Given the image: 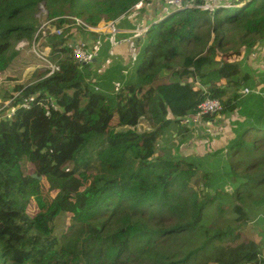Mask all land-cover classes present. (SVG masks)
Masks as SVG:
<instances>
[{
	"label": "trees",
	"instance_id": "16d2710c",
	"mask_svg": "<svg viewBox=\"0 0 264 264\" xmlns=\"http://www.w3.org/2000/svg\"><path fill=\"white\" fill-rule=\"evenodd\" d=\"M138 1L145 0H0V71L20 53L18 41L33 39L40 5L44 19L60 27L65 15L90 25L115 20ZM195 2L201 6L163 10L147 27L117 90L108 80L118 79L121 66L107 65L102 76L79 66L67 32L43 40L58 71L32 70L22 82L0 87V264H264L262 242L243 228L249 191L261 189L264 198L260 98L234 92L221 100L219 112L245 116L222 159L245 178L232 190L222 169L206 171L203 161L173 153L193 136L181 117L193 115L204 97H221L222 86L245 83L247 74L239 75L229 59L264 38V0L223 2L227 7ZM235 39L240 46L233 49ZM162 69L176 80L156 87ZM187 77L209 82L207 94L181 85ZM23 100L29 108L19 105ZM25 163L46 180V191ZM68 213V226L56 233L55 219Z\"/></svg>",
	"mask_w": 264,
	"mask_h": 264
},
{
	"label": "crops",
	"instance_id": "0c3cea01",
	"mask_svg": "<svg viewBox=\"0 0 264 264\" xmlns=\"http://www.w3.org/2000/svg\"><path fill=\"white\" fill-rule=\"evenodd\" d=\"M211 4L213 3H223L227 0H207ZM164 0H145L143 6L134 10L130 9L125 15L121 16L117 21V28L120 31L116 34L117 37H125L128 36L132 30L136 28H145L153 24V22L162 15L163 13ZM145 34V33H144ZM139 35L137 38L131 43H125L123 45H115L111 43L108 39H101V48L99 51V56L92 62L95 63L99 57L106 59V66L110 64H115V66L120 67L118 73V79L113 78L110 84L114 85V89L117 88L121 82L126 80L127 75L132 71V61L133 58L136 57V53L139 47L145 43L146 38L145 35ZM78 37H83L87 39H91L94 37L92 33H83L82 31L77 32ZM97 37V36H96ZM235 42H238V39H235ZM105 56V57H103ZM235 63L239 75L247 74V79L245 83L243 80L240 85H226L222 86L224 93L220 100L229 97L232 93L238 92L236 86H241V96L246 94H254L260 98L261 107L260 109H264V38L257 41V43L248 50V52H244V55L232 57L229 59ZM91 67V65H90ZM106 69V68H105ZM105 69H103L105 71ZM102 72L100 76L104 75L106 72ZM171 71V70H170ZM169 74V71H165L160 74ZM159 74V75H160ZM171 78V73H170ZM169 78V79H170ZM164 80V78H163ZM189 77L181 81V85L185 83L188 84L192 89L199 88L203 93L207 94V88L209 87V82H204V85L199 79L190 80ZM193 81V82H192ZM205 81V78L204 80ZM169 82V81H168ZM220 83L221 81H216ZM192 83V84H191ZM109 87L106 89L110 90ZM246 84V85H244ZM230 88H235L234 91L230 90ZM244 88H248L251 92H244ZM251 101H248V104L244 105V110L247 111L251 108ZM170 117V115H168ZM172 117V116H171ZM177 117V116H176ZM182 118V122H188L190 128L189 130L193 131V136L186 141H184L181 145H184L190 139L195 138L197 133L202 139H206L212 144V153H221L222 149H227L228 142L233 138L234 131L238 128V123L245 119L243 114L238 113L237 111H226L216 113L209 119H205V117H196L193 115H184ZM187 120V121H186ZM142 129H147V127H143ZM199 130V132H197ZM224 130L229 134V140H227L226 136L223 133H219V131ZM226 155V153H225ZM222 161V160H221ZM264 253V251H263Z\"/></svg>",
	"mask_w": 264,
	"mask_h": 264
},
{
	"label": "rangeland",
	"instance_id": "374dc122",
	"mask_svg": "<svg viewBox=\"0 0 264 264\" xmlns=\"http://www.w3.org/2000/svg\"><path fill=\"white\" fill-rule=\"evenodd\" d=\"M203 1L206 2L207 4H210V1L209 2H207V0H203ZM38 17H39L38 23L40 24L44 20V17H45V11L43 10L42 5H40ZM79 31H82V30H79ZM64 32L68 33L69 31L67 30ZM82 32L84 33L85 31H82ZM74 33L77 34V31ZM85 33H88V32H85ZM91 33L94 34V36L99 35V33H97V32H91ZM100 38L106 39V37L103 35H100ZM17 43H16V45H17ZM123 44H125V43L122 42V43L115 44V45H123ZM16 45H15V47H16ZM239 46H240V44L238 42H235V44H233L231 47L233 49H236ZM18 50L21 54L19 53L18 56L12 61V63H10V65L5 70L0 71V80H1L0 81V87H2L3 89L8 88L7 86H9V85H13V84L22 82L24 80V75L27 72L29 75L30 73L35 72L32 70L41 71V69H39L38 67L35 66V65H37V63H40V62L34 55H32V52L30 51V46L25 45V46L20 47ZM183 50H184L183 47L180 46V49H179L178 55H177L178 61L183 57ZM184 52H185V50H184ZM210 54L208 55L209 57H210ZM103 57H105V56H103ZM209 57H207V59ZM106 59L99 57L97 59V61H95V63H90L88 65L89 66L91 65V70H93L98 76H100L101 73L104 71L103 69H105L107 67L106 66L107 63L105 62ZM207 59H206V57H204L203 58L204 62ZM216 59L219 60L218 57H216ZM175 68H177V67H175ZM213 68H216L215 65H208L205 67L206 70H210V71L213 70ZM172 72H173V70H172ZM170 73H171V71H169V74L167 72L165 74H160L157 77V80L155 83L156 87H157V85L158 86L159 85H166V84H169L170 82H175L176 78L173 76V74H171V78H170ZM30 76H32V75L30 74ZM213 76L215 77V73H213ZM162 78H164V80ZM189 78H190V80H193L192 77H189ZM119 86H120V84L118 85V87ZM230 87H232V86H230ZM236 88H238L237 89L238 92H236V93L241 94V91H239V90H241L242 87L236 86ZM230 90L234 91L235 88H230ZM217 97L221 98L222 96L220 97V94H217ZM0 100H1V102L3 101L1 98H0ZM5 105H6V103H5ZM7 113L9 114L10 112H7ZM216 113H220V112H216ZM168 115H170V117H171L173 114L169 112ZM189 128H190V126H189ZM197 132H199V130ZM219 133H223V135L226 136L227 140H229V134L227 131L221 130V131H219ZM250 134H252V132ZM198 135L199 134L197 133L195 138L193 137V139H190V141H188L184 145H180V146L178 145V148L173 150V153L176 156H182V157H186V158H194V160L203 161L204 167L206 168L204 170H206V171L215 170V169H222L224 181L226 183V188L228 191L232 190L234 187H236V184H238L239 181H243L245 178L241 179V176L234 175V174H232V172H229V170L224 168L223 161H221V160L225 158V153H226L227 149H222L221 153H212V151H210V150H212L211 142L207 141L205 138L202 139ZM263 135L264 134L262 131H261V133L260 132L258 133L259 137H262ZM255 142L257 143L258 141L255 140ZM248 147L251 151H253V148L250 145H248ZM233 160H236V158H234ZM242 166H240L237 169L236 173L242 172L241 171ZM32 168L33 167L29 163H25V172H27V174L32 173ZM253 170H254V168L248 170L246 172V174H248L250 171H253ZM198 172H199L198 176H201L202 172H203V168H201V170H198ZM40 180H41L42 184L44 185L45 191H46V189L48 188V184H47L46 180L44 178H41ZM259 190H261V189H254V190L251 189L249 191V196H250V199H252V201H248L246 203L245 207H246V211L248 214V221L244 225L243 228L245 231V236L251 237L255 241H261L262 242V247H263V251H264V198L262 195H259V193H260ZM54 193L55 192H53V191L50 192V194L52 196L54 195ZM247 194H248V192H247ZM34 209H35V205L33 204V202H29V204L27 205V212L31 213V212H33ZM69 215H70L69 213L59 215L55 219L56 220L55 221V232L56 233H59V230L66 229V227L68 226L67 223H68V216Z\"/></svg>",
	"mask_w": 264,
	"mask_h": 264
},
{
	"label": "built area",
	"instance_id": "2783aa9c",
	"mask_svg": "<svg viewBox=\"0 0 264 264\" xmlns=\"http://www.w3.org/2000/svg\"><path fill=\"white\" fill-rule=\"evenodd\" d=\"M228 2H235L236 5L246 3L249 0H227ZM144 4V1H138L135 3L130 9L138 10ZM224 7L229 6L227 3H222ZM195 0H164L163 10L164 12H168L169 10H177L182 8H192L199 7ZM129 9V10H130ZM64 22L60 27H55L53 24L54 19H44L37 27L34 37L32 40H21L17 43L16 49H19L22 46H30V51L32 55H34L40 63L35 65L41 71H45V76L53 74L54 72L59 70V65L57 62L50 58L49 48L46 44L43 43V40L49 35L60 36L63 34L64 30L67 29L69 32L67 33V45L70 48L71 56L73 61L79 66L92 63L98 56L101 48V39L100 35H103L113 44L119 43H131L133 40L137 38V36L145 33L147 27L145 28H136L129 33L128 36L125 37H117L120 31L117 28V21L115 20H99L96 24L90 25L83 18L78 16H62ZM79 30L91 33L97 32L99 35L96 37H92L90 40L83 37H78L76 33ZM21 58V57H20ZM18 62V61H17ZM1 81V80H0ZM244 92H251L250 89L244 88ZM16 94H14L15 96ZM13 96V97H14ZM50 106H54V102L51 98H49ZM6 104L8 103V99L4 101ZM23 108H29V103L27 100H23L20 104ZM45 110V114H48L49 108L44 103H40L39 106ZM222 102L220 99L215 97H204L196 106L194 115L196 117H200L206 113H216L221 110ZM12 113V111H9ZM9 113V114H10ZM187 121V120H186ZM144 127V126H143Z\"/></svg>",
	"mask_w": 264,
	"mask_h": 264
},
{
	"label": "water",
	"instance_id": "95a60500",
	"mask_svg": "<svg viewBox=\"0 0 264 264\" xmlns=\"http://www.w3.org/2000/svg\"><path fill=\"white\" fill-rule=\"evenodd\" d=\"M233 3H235V2H233ZM154 22H155V21H154ZM154 22H153V23H154ZM165 71H166L165 69H162V70H161V73H163V72H165ZM31 176L34 177V178H36V179H41V176H37L35 173H32Z\"/></svg>",
	"mask_w": 264,
	"mask_h": 264
},
{
	"label": "clouds",
	"instance_id": "9594fccd",
	"mask_svg": "<svg viewBox=\"0 0 264 264\" xmlns=\"http://www.w3.org/2000/svg\"><path fill=\"white\" fill-rule=\"evenodd\" d=\"M39 9H40V6H39ZM43 10H44V9H43ZM157 21H158V19H157V20H155V22H154V23H156ZM154 23H153V24H154ZM153 24H152V25H153Z\"/></svg>",
	"mask_w": 264,
	"mask_h": 264
}]
</instances>
